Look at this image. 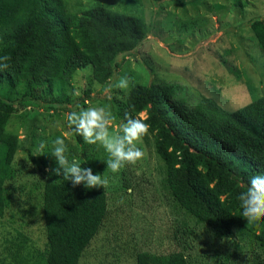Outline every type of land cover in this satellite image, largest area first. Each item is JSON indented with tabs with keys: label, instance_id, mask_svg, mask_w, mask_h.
I'll use <instances>...</instances> for the list:
<instances>
[{
	"label": "trees",
	"instance_id": "16d2710c",
	"mask_svg": "<svg viewBox=\"0 0 264 264\" xmlns=\"http://www.w3.org/2000/svg\"><path fill=\"white\" fill-rule=\"evenodd\" d=\"M136 5L94 0L69 8L65 0H0V64L7 65L0 68V217L12 205L6 184L16 177L8 154L20 145L7 130L11 116L25 117L27 107L72 111L95 99L89 87L75 99L67 96L75 72L85 68L95 83L111 85L148 34L144 17L132 12ZM232 5L242 8L246 0ZM249 26L264 58V20ZM141 113L174 204L216 237L236 244L237 234L249 235L256 249L198 262L187 251L196 233L182 221L172 232L179 250L137 251L135 264H264V216L248 219L238 195L249 174L264 170V94L229 112L204 96L191 103L179 84L134 82L116 117L124 122ZM39 188L44 248L12 239L0 264H79L107 215L105 187L48 180Z\"/></svg>",
	"mask_w": 264,
	"mask_h": 264
},
{
	"label": "rangeland",
	"instance_id": "374dc122",
	"mask_svg": "<svg viewBox=\"0 0 264 264\" xmlns=\"http://www.w3.org/2000/svg\"><path fill=\"white\" fill-rule=\"evenodd\" d=\"M65 2L69 8H78L94 0ZM132 12L144 17L148 34L109 83L112 87L95 83L90 69L85 68L75 72L67 96L75 99L89 87L95 99L72 111L27 107L25 117L11 116L7 130L17 135L20 145L8 154L16 177L6 184L12 205L0 217V260L12 239L44 248L39 186L48 180L65 181L62 173L53 171L57 165L51 149L57 136L65 139L68 152L80 159L81 167H90L93 174L109 180L104 185L107 215L79 264H135L137 251L167 254L179 250L181 244L172 239V232L182 221L196 233L190 237L187 251L198 262L209 260L210 255L249 254L256 249L249 235L237 234L236 244L216 237L174 204L162 184L160 162L149 134L134 141L143 151L142 158L126 162L113 173L106 167L108 156L99 142L88 144L72 132L66 115L86 107H103L113 117L109 131L116 132L123 123L116 117L117 104L125 100L134 82L179 84L191 103L204 96L229 112L259 98L264 94V58L249 23L264 20V0H246L242 8L233 6L232 0H137ZM121 77L128 78L126 89L114 87Z\"/></svg>",
	"mask_w": 264,
	"mask_h": 264
},
{
	"label": "clouds",
	"instance_id": "9594fccd",
	"mask_svg": "<svg viewBox=\"0 0 264 264\" xmlns=\"http://www.w3.org/2000/svg\"><path fill=\"white\" fill-rule=\"evenodd\" d=\"M4 67L7 65L0 64V68ZM114 87L126 89L128 78L121 77ZM112 118L111 112L103 107H86L69 112L66 122L71 131L82 137L86 143L99 142L108 156L104 161L106 167L116 173L126 162L134 163L142 158L143 151L134 141L147 132L148 124L144 122L146 117L141 113V118H128L121 123L118 131L110 132ZM51 156L55 158L57 165L53 171L57 175L62 173L65 181H71L74 185L82 183L86 188L109 183L108 178L102 177L100 173L93 174L90 167H81L80 159L68 152L62 136H57L53 141ZM238 195L239 210L248 219L255 221L264 216V170L249 174L244 189Z\"/></svg>",
	"mask_w": 264,
	"mask_h": 264
}]
</instances>
